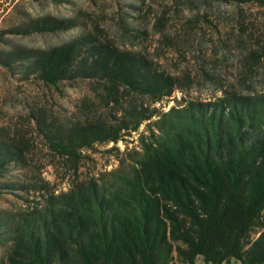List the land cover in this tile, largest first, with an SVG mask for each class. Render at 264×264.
<instances>
[{
	"label": "trees",
	"instance_id": "16d2710c",
	"mask_svg": "<svg viewBox=\"0 0 264 264\" xmlns=\"http://www.w3.org/2000/svg\"><path fill=\"white\" fill-rule=\"evenodd\" d=\"M15 63L31 64L46 85L88 79L115 114L52 142L73 178L59 193L34 184L40 207L4 222L8 264H264V92L158 108L151 104L172 95L174 78L108 42L0 52V65ZM152 118L140 151L118 152L117 167L98 176L78 172L83 149L117 143ZM26 162L22 148L0 140V176Z\"/></svg>",
	"mask_w": 264,
	"mask_h": 264
},
{
	"label": "rangeland",
	"instance_id": "374dc122",
	"mask_svg": "<svg viewBox=\"0 0 264 264\" xmlns=\"http://www.w3.org/2000/svg\"><path fill=\"white\" fill-rule=\"evenodd\" d=\"M41 22L58 27L35 29ZM72 41L108 42L142 54L156 70L171 75L176 87L172 95L151 104L165 110L183 99L207 101L226 92H264V3L0 0V52H41ZM34 71L31 64L0 65V140L22 148L27 161L21 167L11 164L0 176V264H8L11 250L4 222L40 207V191L34 192L32 186L46 182L55 193L69 188L71 165L52 149V142L65 141L86 119L114 122L112 103L105 106L97 99L88 79L52 86L37 79ZM136 100L150 101L140 96ZM153 120L117 143L83 149L78 172L98 176L116 168L118 152L140 151L138 138L148 134Z\"/></svg>",
	"mask_w": 264,
	"mask_h": 264
},
{
	"label": "crops",
	"instance_id": "0c3cea01",
	"mask_svg": "<svg viewBox=\"0 0 264 264\" xmlns=\"http://www.w3.org/2000/svg\"><path fill=\"white\" fill-rule=\"evenodd\" d=\"M230 264H238L237 262H235V261H232V262H230Z\"/></svg>",
	"mask_w": 264,
	"mask_h": 264
}]
</instances>
